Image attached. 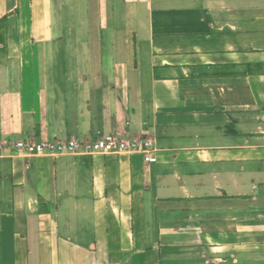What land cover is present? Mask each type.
Instances as JSON below:
<instances>
[{"label":"crops","instance_id":"crops-1","mask_svg":"<svg viewBox=\"0 0 264 264\" xmlns=\"http://www.w3.org/2000/svg\"><path fill=\"white\" fill-rule=\"evenodd\" d=\"M106 133L0 156V264H264V0H0V141Z\"/></svg>","mask_w":264,"mask_h":264},{"label":"built area","instance_id":"built-area-1","mask_svg":"<svg viewBox=\"0 0 264 264\" xmlns=\"http://www.w3.org/2000/svg\"><path fill=\"white\" fill-rule=\"evenodd\" d=\"M152 139L146 135H117L113 133L102 134L95 139H52L36 142L19 139L14 141H0V156L6 152L10 156H25L36 154H96V153H129L140 152L144 161L154 162Z\"/></svg>","mask_w":264,"mask_h":264},{"label":"rangeland","instance_id":"rangeland-1","mask_svg":"<svg viewBox=\"0 0 264 264\" xmlns=\"http://www.w3.org/2000/svg\"><path fill=\"white\" fill-rule=\"evenodd\" d=\"M66 211H67V209H64V208H62V209L60 210V223H61L62 225H63L64 221H66V220H65ZM68 211H70V210H68ZM63 213H64V215H62Z\"/></svg>","mask_w":264,"mask_h":264}]
</instances>
